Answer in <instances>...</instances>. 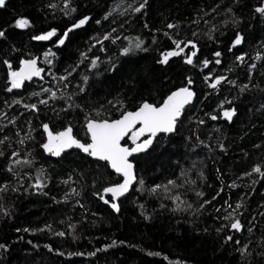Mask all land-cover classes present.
<instances>
[{
    "label": "trees",
    "instance_id": "1",
    "mask_svg": "<svg viewBox=\"0 0 264 264\" xmlns=\"http://www.w3.org/2000/svg\"><path fill=\"white\" fill-rule=\"evenodd\" d=\"M144 2L67 0L66 7L65 0H9L0 8V31L5 32L0 38V186H7L0 192V244L5 245L0 264H264V177L251 173L257 164L264 168V17L255 12L264 0H147L140 12L132 11ZM85 15L90 21L57 45V38ZM20 18L28 19L29 26L16 28ZM52 28L56 37L32 39ZM237 33L243 41L233 47ZM106 34L120 38L113 43L103 40ZM137 38L146 51L123 55L122 49ZM172 40L180 41L184 52L167 64L158 63L161 53L175 49ZM189 40L198 47L192 65L184 63L193 50L184 47ZM49 50L55 56L46 58ZM217 51L222 53L219 58L213 55ZM240 55L242 62L236 60ZM33 57L44 69L43 79L7 91L3 61L16 70L21 59ZM94 57L99 60L93 68ZM204 59L210 61L207 68L201 64ZM67 72L72 74L66 80L54 79ZM209 74L226 80L210 88L211 80H204ZM189 77L195 93L191 104L175 132L158 134L148 149L132 158L137 181L118 202L119 212L111 209L103 188L121 177L106 162L75 149L54 158L40 147L43 123L54 131L70 123L74 135L84 141L86 115L99 112L100 119L118 118L123 108L134 110L144 100L159 103ZM44 88L55 91L56 98ZM41 99L48 103L40 104ZM26 104H36L38 111ZM230 108L236 110L232 121L220 120L221 110ZM29 132L32 139H25ZM17 159L22 163L15 164ZM25 159L32 164H24ZM9 166L13 172L7 171ZM41 168L44 187L37 189L33 185ZM169 179L183 187L150 191ZM101 195L110 202L105 204ZM174 195L186 202L176 211L180 201L169 198ZM237 203L241 208L236 209ZM228 213L241 221L240 232L229 227L217 232L229 224L223 219ZM41 228L45 230L32 231ZM60 231L63 237L55 235ZM227 235L233 240L226 241ZM113 240L116 245L105 249ZM244 245L248 247L242 255Z\"/></svg>",
    "mask_w": 264,
    "mask_h": 264
},
{
    "label": "snow or ice",
    "instance_id": "2",
    "mask_svg": "<svg viewBox=\"0 0 264 264\" xmlns=\"http://www.w3.org/2000/svg\"><path fill=\"white\" fill-rule=\"evenodd\" d=\"M5 3L6 0H0V7H4ZM146 3L147 0H145L144 3H141L139 7L133 8L132 11L140 12L143 8H145ZM65 6L67 7V0H65ZM72 11H75V9H72ZM255 12L264 17V3H261L259 6H257L255 8ZM121 15H123V13H121ZM90 19L91 18L89 16L85 15L82 18L78 19L75 23L71 24L70 27H68L63 32V34L57 38V45H64L66 38H68L69 36V33L86 25L90 21ZM105 19H107V15L105 16ZM29 23V20L26 18L16 19L15 27L25 28L29 26ZM96 23L99 24L100 21L97 20ZM145 27H147V25H145ZM167 27L171 29L174 28L175 25L168 24ZM115 31L116 29H112V32ZM165 35L168 34L165 33ZM193 35L195 36L196 33H193ZM4 36L5 32L0 31V38H3ZM56 36L57 29L52 28L50 31L44 32L43 34L34 35L32 39L36 41H47ZM119 38V36L112 38L109 34H106L104 35L103 40L112 39V42L115 43V40H118ZM125 39L128 38L125 37ZM169 39L172 38L169 37ZM242 41L243 37L239 33H237L234 41H232V46L235 47L237 45H240ZM96 42L102 43L101 40H97ZM172 43L175 45V49L161 53V59L158 61V63L167 64L170 57H179L184 52V48L181 47L180 41L172 40ZM142 44L143 41L139 40V38H137L134 45L131 41H129V46L122 49V54L128 55L134 49L146 51V49L142 48ZM189 45L191 46V49H193V51H191L190 54L185 55L184 63L192 65L193 57L197 55V45L192 40H189L184 45V47H188ZM104 50L105 49L102 47L101 51ZM229 51H231V48H229ZM44 55L47 58L49 55L55 56V53H52L51 50H49ZM213 55L219 58L222 53L217 51L213 53ZM81 56H85V54L81 53ZM257 59H259V56H257ZM98 60L99 57L92 58L91 66L93 68L96 67ZM236 60L242 62L244 60V56H237ZM47 62L51 63V61ZM3 63L8 67L7 77L10 87L7 89V91L9 92H11L13 89H21L24 86L25 81H31L33 77H39L43 79V77H41V73L44 71V69L37 66V60L34 58L21 59L19 61V67L16 70H13L11 63L8 60H4ZM209 63L210 61L208 59H204L203 61H201V64L205 68L208 67ZM215 63L220 64V59H216ZM78 66L79 65H77V67ZM114 67L115 65L113 64V68ZM254 67L255 65L253 64L250 66V69ZM72 71H75V68H73ZM71 74V72H67V75L60 76L58 78L54 77V79L64 81ZM82 79L87 82L88 76H83ZM204 80L206 82L211 80L208 86L215 89L222 81L226 80V77L218 76L215 78H211V75L209 74L208 76L204 77ZM192 84L193 80L189 77L187 78V83L184 86L177 87L175 88V90L170 91L169 94L162 98L161 102L150 103L147 100H144L140 102L134 110H127L126 108H123V102L118 101L117 103L121 108H123L122 111H119L118 118L100 119L99 112L96 113L95 117L86 115L84 131L87 139L84 141L74 135L73 127L70 123L67 126H64L61 130L55 131L50 128L48 123H43L41 127L43 129V133L46 136V139L40 145V147L45 153L53 157H60L61 154L66 152L68 149L75 148L79 149L82 153L86 154L89 157L95 158L98 161L106 162V165L108 167H110L118 176L123 178L122 181L112 183L110 186L103 188L104 194H110L111 208L114 211L119 212V206L116 201L118 200V198L129 191V188L133 184V181L136 180V176L134 174V165L129 158L132 157L135 153H141L148 149L153 144V140L158 136V134L173 133L177 130V123L180 120L183 112L185 111V107L191 104L195 95L190 87V85ZM65 87H67V85H65ZM246 87L247 85L244 86V88ZM244 88H242L241 91H243ZM42 91L45 93H51V98H56V92L52 91V89L44 88L42 89ZM80 91L82 92L84 91V89L81 88ZM32 95L39 96L40 93H32ZM69 99H71V97H69ZM13 103H20V101H13ZM39 103L47 104L48 101L41 99ZM109 103L111 104L112 101H109ZM113 106L115 107L116 105L114 104ZM24 107L33 111H38L36 104H26L24 105ZM262 107H264V105H262ZM235 114L236 110L234 108L223 111V117L228 121H231ZM211 118L215 120L217 117L212 116ZM201 123H203V121H201ZM5 139H7V137H5ZM25 139H32L30 132L25 135ZM25 139H21L19 143L23 144L25 142ZM122 141H124V143H122ZM128 141H130V143H128ZM2 142L3 141H0V143ZM2 155L3 153L0 152V156ZM17 155L18 153L16 152L12 153V156L14 157ZM14 163L21 164L22 162L17 159L14 161ZM23 163L31 165L32 161L25 159ZM7 171L13 172V168L9 166ZM251 173H257L259 174V176L264 177V168H262L261 165L257 164L252 168ZM251 173H244V175H251ZM43 175L44 169L41 168L39 169V175L33 187H36L37 189L44 187V184L42 183V180L40 178ZM181 175L183 176L184 173L182 172ZM139 183L143 185V179H141ZM192 183H194V181ZM177 187H183V185L177 184L176 180L169 179L166 184H157L150 191L155 194L158 189L162 188L164 192L168 193L172 188ZM12 190L15 191L16 189L13 188ZM4 191H7V186H0V192ZM196 195L203 196L204 193L196 192ZM169 198L172 199L174 203H176V201H180L179 195L170 196ZM100 199L104 200L105 204H108L110 202L109 200H105L103 195L100 196ZM213 199H215V197H213ZM184 203L186 202L180 201V203H177L176 208H174L173 211L180 209V205ZM205 203H209V201H205ZM241 206L242 205L240 203H237L236 209L241 208ZM191 207V204H187V208ZM201 207H203V205H201ZM229 207H231V205H229ZM236 209H234L233 211L235 212ZM217 211H219V209H217ZM232 216L233 213H228V215L223 217L224 220L229 221V224L222 225L221 228H218V233L222 231L224 227H229L231 230H235L236 232L241 231L243 227L241 221L238 218L232 219ZM145 219H147V217H145ZM70 227H74V225H70ZM45 228L50 230L51 226L46 225ZM45 228L33 229L32 231L43 232ZM251 230V228L248 229L249 232H251ZM17 231L19 232L20 229H17ZM23 231L28 232L29 229L24 228ZM55 235L63 237L65 233L63 231H60L56 232ZM225 239L226 241H232L233 236L227 235ZM29 243H31V241H29ZM116 243L117 241L113 240L110 245H105L104 247L105 249H107L116 245ZM120 243H123V241H121ZM235 243L239 244L240 241L237 240L235 241ZM45 247L48 246L46 245ZM247 247V245H244L242 249H239L242 255L244 254V251L245 249H247ZM0 248H5V245L0 244ZM49 250L51 251V248H49ZM100 250L101 249H97V251ZM94 254L95 253H89V255ZM76 255L81 254L76 253ZM156 255L159 254L157 253Z\"/></svg>",
    "mask_w": 264,
    "mask_h": 264
},
{
    "label": "water",
    "instance_id": "3",
    "mask_svg": "<svg viewBox=\"0 0 264 264\" xmlns=\"http://www.w3.org/2000/svg\"><path fill=\"white\" fill-rule=\"evenodd\" d=\"M9 0H6V3L8 2ZM5 3V4H6ZM0 8H2V7H0ZM193 51V50H192ZM196 51H198V47H197V49H196ZM191 53V52H190ZM189 53V54H190ZM34 59H36L37 60V66L39 67V63H38V58L37 57H33ZM33 78H36V77H33ZM224 110H227V109H222L221 110V116H220V120H222V121H227V122H231V121H228V120H226L224 117H223V111ZM235 116V115H234ZM234 116H233V118H234ZM232 118V119H233ZM43 130V129H42ZM46 139V136H45V134H44V140ZM122 143H124V141H122ZM72 149H75V148H72ZM72 149H68L66 152H68V151H70V150H72ZM43 150V149H42ZM75 150H79V149H75ZM80 151V150H79ZM45 153V152H44ZM65 153V152H64ZM46 155H49V154H47V153H45ZM63 154V153H62ZM61 154V155H62ZM84 154V153H83ZM138 154H140V153H135V154H133V156L132 157H130L129 159L132 161V163H133V165H134V174H135V176H136V171H135V164H134V162H133V160H132V158L134 157V156H136V155H138ZM53 157V156H52ZM54 158H57V157H54ZM91 159H93V160H96L95 158H92V157H90ZM98 161V160H97ZM101 162H104V161H101ZM110 168V167H109ZM110 170L111 171H113L111 168H110ZM114 172V171H113ZM115 173V172H114ZM116 174V173H115ZM122 177H121V181H122ZM136 181H137V177H136V180H134L133 181V184L130 186V188H129V191L127 192V193H125L123 196H121L120 198H118V200L116 201V203L118 204V202L121 200V199H123L124 197H126L128 194H129V192L131 191V189L134 187V185H135V183H136ZM109 197H110V194H107ZM110 205H111V202H110ZM111 207V206H110ZM112 209V208H111ZM113 210V209H112ZM114 211V210H113ZM114 212H116V211H114Z\"/></svg>",
    "mask_w": 264,
    "mask_h": 264
}]
</instances>
